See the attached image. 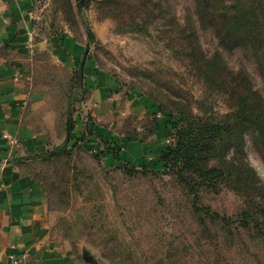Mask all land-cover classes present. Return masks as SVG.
Returning <instances> with one entry per match:
<instances>
[{"label": "rangeland", "instance_id": "374dc122", "mask_svg": "<svg viewBox=\"0 0 264 264\" xmlns=\"http://www.w3.org/2000/svg\"><path fill=\"white\" fill-rule=\"evenodd\" d=\"M19 1L41 44L14 55L26 67L24 122L47 141L13 158L42 186L51 240L102 264H264L263 239L241 221L247 191L222 184L195 197L161 161L180 116L235 122L233 84L208 80L204 60L218 53L228 79L244 75L264 100V48L248 41L224 49L214 11L217 4L251 9L264 38V0ZM79 85L73 118L80 142L69 155L32 158L66 141L67 101ZM210 165L240 167L246 189L264 204V142L254 129L232 131Z\"/></svg>", "mask_w": 264, "mask_h": 264}, {"label": "crops", "instance_id": "0c3cea01", "mask_svg": "<svg viewBox=\"0 0 264 264\" xmlns=\"http://www.w3.org/2000/svg\"><path fill=\"white\" fill-rule=\"evenodd\" d=\"M22 2L0 0V264H89L51 240L42 186L18 167L17 157L37 152L47 141L24 122L30 99L26 67L14 55L41 44L33 41L30 9ZM5 133L17 136L19 144L10 146Z\"/></svg>", "mask_w": 264, "mask_h": 264}, {"label": "trees", "instance_id": "16d2710c", "mask_svg": "<svg viewBox=\"0 0 264 264\" xmlns=\"http://www.w3.org/2000/svg\"><path fill=\"white\" fill-rule=\"evenodd\" d=\"M244 9L242 8L239 13L231 12L230 7L223 4L222 6L217 4L214 8L215 16L219 18L220 23L219 42L226 50L231 51L236 47L246 46L248 41L259 46L260 49L264 48L260 16L252 14L251 9ZM80 14L82 15L81 11ZM81 17L91 38L93 32L83 15ZM249 36L251 38H248ZM202 66V72L208 80L220 84H233L232 91L237 99V107L232 113L235 122L211 121L193 113L180 116L173 121L174 143L164 149L161 161L164 168L176 175L195 197H198L201 188L217 190L222 184L239 189L238 191H247L250 207L242 213L241 221H244L245 225H252L264 241V204L254 199L246 189V177L240 167L232 166L227 172L223 167L210 165L216 148L224 144L227 136L235 129L245 126L254 129L264 142V100L257 90L244 85L249 84L244 75L229 73L228 79V68L218 53L213 59L204 60L200 68ZM262 75L264 79V73ZM79 87L80 85L76 86L67 101L66 141L51 150H42L32 158L51 159L69 155L71 149L80 142L82 136L75 137L74 135L76 120L73 118V106ZM92 128L93 126L89 124L86 130L89 129L92 133Z\"/></svg>", "mask_w": 264, "mask_h": 264}, {"label": "water", "instance_id": "95a60500", "mask_svg": "<svg viewBox=\"0 0 264 264\" xmlns=\"http://www.w3.org/2000/svg\"><path fill=\"white\" fill-rule=\"evenodd\" d=\"M83 2H84V0H80V4H81V5H83ZM85 60H86V56L84 57V60H83V62H82V64H81V79H82V76H83V73H84V63H85ZM83 259H84V261H85L86 263H89V264H102L101 262L96 261V260L94 259V257H91V256H89L88 254H85V255L83 256Z\"/></svg>", "mask_w": 264, "mask_h": 264}, {"label": "built area", "instance_id": "2783aa9c", "mask_svg": "<svg viewBox=\"0 0 264 264\" xmlns=\"http://www.w3.org/2000/svg\"><path fill=\"white\" fill-rule=\"evenodd\" d=\"M4 138L11 146H14L16 143H18V138L12 134L5 133ZM17 262L18 260H14L12 264H16Z\"/></svg>", "mask_w": 264, "mask_h": 264}]
</instances>
